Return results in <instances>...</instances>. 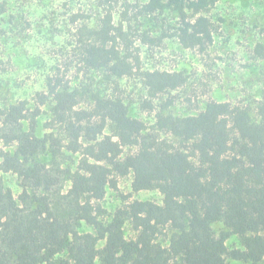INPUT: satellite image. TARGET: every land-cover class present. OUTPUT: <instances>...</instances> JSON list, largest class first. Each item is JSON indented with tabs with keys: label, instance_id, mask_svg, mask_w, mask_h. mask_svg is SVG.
<instances>
[{
	"label": "trees",
	"instance_id": "trees-1",
	"mask_svg": "<svg viewBox=\"0 0 264 264\" xmlns=\"http://www.w3.org/2000/svg\"><path fill=\"white\" fill-rule=\"evenodd\" d=\"M217 2L137 0L133 19L116 24L108 12L96 26L82 24L72 49L84 73L100 74L106 86L73 85L59 71L32 99L0 104V171L16 174L23 187L16 197L0 174V264L264 262V101L209 99L179 112L172 92L188 75L143 69L135 45L138 36L162 38L137 34L132 20L170 11L179 19L180 43L207 51ZM256 53L264 59L263 44ZM136 74L147 89L140 108L154 113L152 125L134 116L121 94L119 81ZM132 173L133 191L158 190L162 203L123 195L127 203L108 219L102 200ZM83 222L95 232H82ZM233 237L240 246H229Z\"/></svg>",
	"mask_w": 264,
	"mask_h": 264
},
{
	"label": "rangeland",
	"instance_id": "rangeland-1",
	"mask_svg": "<svg viewBox=\"0 0 264 264\" xmlns=\"http://www.w3.org/2000/svg\"><path fill=\"white\" fill-rule=\"evenodd\" d=\"M135 4L137 0H0V104L32 99L45 89L47 76L59 71L73 85H103L100 74L86 75L78 63L72 49L77 29L82 24L96 26L108 12L114 14L116 24L128 16L133 19L138 12ZM210 16L217 32L205 52L187 49L180 43L175 35L179 19L173 12L132 20L137 34L147 31L162 38L160 43H151L138 36L135 45L140 48L143 69L184 70L188 75V83L172 92L179 112L203 107L209 99L244 104L264 101V59L256 53V46L264 45V0H218ZM119 87L126 101L132 103V114L148 125L154 124V113L140 108V102L147 97L140 75L121 79ZM43 110L39 118L41 136L48 131L45 124L50 119L49 107ZM0 174L6 187L18 197L23 192L19 177L14 173ZM133 180V173L120 177L119 190L108 189L101 202L108 219L127 203L123 195L162 203L158 190L134 192ZM69 186L65 182L64 191ZM214 228L220 234L224 225L216 223ZM126 229L129 236L134 234L129 224ZM80 230L95 232L85 222ZM161 240L167 243L165 236ZM228 244L231 248L240 246L237 237ZM228 261L244 264L231 258Z\"/></svg>",
	"mask_w": 264,
	"mask_h": 264
}]
</instances>
